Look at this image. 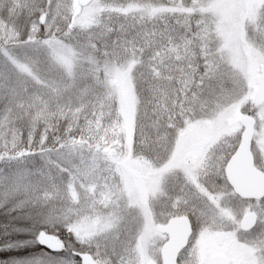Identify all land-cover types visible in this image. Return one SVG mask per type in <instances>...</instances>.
<instances>
[{"label":"snow or ice","instance_id":"snow-or-ice-1","mask_svg":"<svg viewBox=\"0 0 264 264\" xmlns=\"http://www.w3.org/2000/svg\"><path fill=\"white\" fill-rule=\"evenodd\" d=\"M0 264H264V0H0Z\"/></svg>","mask_w":264,"mask_h":264}]
</instances>
